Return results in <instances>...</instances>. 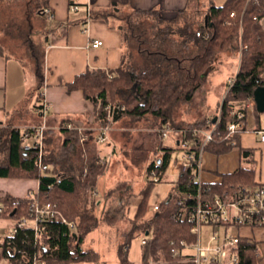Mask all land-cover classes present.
<instances>
[{
  "label": "trees",
  "instance_id": "obj_1",
  "mask_svg": "<svg viewBox=\"0 0 264 264\" xmlns=\"http://www.w3.org/2000/svg\"><path fill=\"white\" fill-rule=\"evenodd\" d=\"M107 12L109 17L118 21L122 20L118 18L119 15L126 11L112 7ZM129 13H133L135 22L126 23L127 30L119 25L124 35L125 48L128 47V54L124 53L123 65L114 75L103 70H88L75 77L68 85L69 90H80L84 98L93 103L98 110L96 118L99 122L106 123L109 117L110 122H116L124 115L144 117L151 114L160 120V128L168 124L172 131H180V134L187 138L195 136L190 139L187 149L178 144L176 146V149L191 152L195 157L198 155L203 132H209L216 124L211 135L212 140L206 144L204 152L216 155L229 152L232 146L225 138L227 126L236 122L239 114H243L245 121L246 104L253 99L254 91L258 87H264V29L260 25V19L264 17V0H226L220 6L210 7L202 23L184 13L177 14L169 21L162 19L157 10H133ZM231 13L234 15L231 16ZM146 21L152 23L150 29L155 33L153 45L156 50L149 48L152 43L143 47L144 42L136 40L134 50L137 60H134V64L129 55V39L132 41L137 36L139 24ZM136 25L139 27L135 28ZM197 31L207 33L208 37L204 39L202 36H196ZM227 50L235 52L238 71L231 85H226L216 112L201 120L186 122L185 126L174 127L170 121L173 107L177 103L193 99L217 54ZM128 59L131 67L124 70ZM33 60V73L38 90L44 82L43 53ZM115 100H121L123 105H112ZM106 106L108 110H104ZM257 113L259 114L258 111ZM1 132L4 134H0V179L36 180L38 188L34 193L37 201L40 204H55L66 220L73 222L76 228L71 231L58 220L44 221L39 243L35 247L31 230H21L10 238L4 236L0 243V260L9 258L11 264H18L19 261L30 264L32 255L40 253L49 264L96 263L98 255L85 251L81 246L85 236L96 224L95 218L92 215L90 217L84 202L81 201L84 193L82 187H85V184L76 182L73 176L59 169L57 160L52 156L44 159L48 169L41 171L36 163L35 151H25L22 148L21 132L18 128L3 127ZM67 136L70 137L69 134ZM232 136L238 138V134ZM71 141L70 138H64L63 147L66 148L67 143ZM170 153L171 148H162V156L147 167V174L155 169L161 178ZM240 156L245 162L252 161V151L249 149L241 148ZM99 175L95 174L93 182ZM58 179L60 182H57ZM175 182L183 183L171 188L170 195L172 192L186 189V181L183 179H176ZM257 184L261 183L255 182L254 169L241 165L233 173L223 175L218 183L204 182L203 186H210L213 191L219 192L236 186L252 187ZM147 190V195H144L135 213L136 220H143L142 239H146L145 243H141L140 264H149L158 258H161L164 264H179V257L171 256L170 242L178 244L179 241L185 240L191 243L194 237L189 232L188 224L171 219L175 208L174 197L168 202L160 203L159 211L151 214L147 203L150 185ZM16 200L20 203L14 210L13 202ZM0 208V219L14 220L28 215L27 199L25 200L24 196L0 192ZM124 237L117 253L120 264H129L125 248L129 236ZM232 249L237 254L238 264L258 263L255 255L256 243L252 240L237 236ZM17 251L26 252L21 254Z\"/></svg>",
  "mask_w": 264,
  "mask_h": 264
},
{
  "label": "crops",
  "instance_id": "obj_2",
  "mask_svg": "<svg viewBox=\"0 0 264 264\" xmlns=\"http://www.w3.org/2000/svg\"><path fill=\"white\" fill-rule=\"evenodd\" d=\"M225 1L77 0L80 8L76 11H71L70 4L72 0H44L43 4L40 7L38 4L37 8L40 12V17L44 15L43 17L49 21V25L44 24L41 30L36 29L34 31L32 29L31 31L28 18L26 19L28 29L24 33L26 36V41L24 40V42L30 44L28 50L34 51L33 42L36 41V45L43 53L44 82L37 90V82L33 73V59L31 67V65H26L22 59L7 55L0 49V125L10 119L11 123H14L15 128H18L22 133L26 127L42 124L46 127L44 140L46 136H58L57 139L59 141L61 139L64 141L63 136L70 133L68 125L78 129L81 127L90 129L93 128L92 126L98 127L96 122L97 110L93 103L85 99L80 90H69L68 85L74 81L76 76L88 70H103L114 75L123 65L125 53L124 35L119 28V24L108 15H105L108 9L117 7L119 10L126 12L157 10L164 16H170L171 18H175L179 13H184L202 23L210 7L220 6ZM260 25L264 29V17L260 19ZM94 40H100L102 45L92 48L91 43ZM235 62V58L234 60L230 58L222 64L230 65L227 72L229 76L226 79V83L217 84L216 86L212 85V87H216V96L214 98L210 97L214 105L206 102L205 98L207 99V97L204 95L207 90V86H205L206 75L214 68L212 67V70L210 69L203 77L202 85L193 97L194 101L199 97L200 102H202V118L211 116L216 112V108L224 96L226 85L233 81V77L238 71ZM218 66L221 67L218 64L215 67L219 68ZM222 77H225V75L223 74ZM39 94H42V100L49 104L45 114H41L37 110ZM35 96L37 97L36 100L34 99ZM252 101L253 99H251ZM249 116L253 117L254 122H248ZM120 119L113 123L119 122ZM244 126V131L238 134L237 146L232 147L229 152L221 155L211 152L202 153L200 177L203 182L218 183L223 175L236 171L242 165V162H245L240 156V149L243 148L252 151V163L245 162L249 165L242 166L252 167L254 169L255 182L264 184V142L260 140V132H264V115L259 116L254 101L253 105L247 107ZM63 130H67V132ZM171 132L173 133V138L179 134L172 130ZM80 149L81 147L75 150L68 163L63 165L68 167L69 172L76 171L75 166L79 165ZM112 151L110 146L105 145L101 148L99 155H108V158L110 155H114ZM99 182L101 181L97 178L98 187ZM37 188L38 182L36 180L0 179V192L14 196L22 197L28 192H35ZM170 191L171 189L168 193ZM158 193H160V197H163L153 207L163 201L166 202L169 196L168 193L167 196H165L164 192L158 191ZM96 195H98V192ZM141 198L142 195L131 197L129 200H117V204H120V201L124 203L122 213L123 220L127 221V225H129V220L133 219V216L135 217ZM98 204H100V201L96 200V205ZM93 210L95 212V207ZM130 210H133V216H129V219L127 215L130 214ZM117 213V216H119L118 211ZM150 213L154 214L155 211L150 209ZM124 225L120 223L119 227L122 228ZM205 229L207 231L212 228L207 226ZM235 229L236 231L231 234L248 238L256 243L255 255L258 258L257 264H264V226ZM90 248L89 246L87 249ZM91 250L97 254L92 248Z\"/></svg>",
  "mask_w": 264,
  "mask_h": 264
},
{
  "label": "rangeland",
  "instance_id": "obj_3",
  "mask_svg": "<svg viewBox=\"0 0 264 264\" xmlns=\"http://www.w3.org/2000/svg\"><path fill=\"white\" fill-rule=\"evenodd\" d=\"M43 1L44 0H0V49L7 55H13L22 59L28 66L31 65L32 59L42 55V51L39 50L36 41L33 42V47L35 46L34 51L28 50L30 44L24 42V40L26 41L24 29H28L26 19L29 18L30 20L31 31L32 29H34V31L36 29L41 30L44 24L49 25V21L43 17L44 15L40 17V12L37 8L38 4L39 7L43 4ZM109 12L106 11L105 14L109 15ZM133 16V13L123 12L118 17L122 20L115 21L126 29V23L133 24L135 22ZM161 18L165 21L173 19L163 14H161ZM139 25L140 28L136 32L137 36L133 39L131 38L132 41L129 39V55L131 56V60L133 58L134 64H136L135 61L137 60V54L134 50L136 47V40L144 42L143 47H148L147 43L149 45L152 43V46H149V48L151 50H156V46L153 45L155 40V38L153 39V34L155 33L150 29V26H152L151 21H146ZM139 25L134 27H139ZM125 51V53L128 54V47L125 48ZM230 58L232 60L236 58L233 50H227L225 53L217 54L212 65L214 69L212 70L211 67L212 71L206 75L205 86H207V90L204 95L207 97V99L205 98L206 102L210 103V105H214L210 97L214 98L216 96V87H212V85L216 86L217 84L226 83V79L229 76L227 72L229 71L230 65L222 64ZM217 64L221 65V67H215ZM130 67L129 60L124 70L130 69ZM223 74L225 77H222ZM216 79L217 81H215ZM115 101H113L112 105H123L121 100ZM104 110H108L107 106ZM202 113V102H200L199 97H197L195 101L192 99L189 102L177 103L173 107L170 121L174 124V127L185 126L187 124L186 122L201 120L203 117ZM262 115H264V112H259V116ZM109 118L105 121L106 123L97 120L98 127L95 128V126H92L94 129L87 127H81L79 129L74 127L69 128L70 137L66 134L63 138H70L72 141L71 143H67L66 148L63 147L62 139L60 141L57 139L58 136H46L44 140L45 146L43 147L44 159L46 160L48 157L52 156L57 160L59 169L61 168L66 174L73 176L76 182L85 184V187H82L84 193L82 194L81 201L84 202L90 217L93 216V218H95L96 224L85 236L81 246L85 251L93 252L91 250L92 248L97 252L96 255H98L99 259L97 260L98 263L96 262L95 264H120L117 250L120 245H122L125 238L124 236L126 235L129 236L127 246H125L127 249V260L129 264H140L142 256L141 240L144 237V234L141 232L143 220H136L133 216V210H130V214L127 215V218L130 219L129 216H133V219L129 220V225H127V221L123 220L122 213L124 203L120 201V204H117V200H129L131 197H139L141 195L142 200L144 195H147L148 185H150V192L147 196L149 209H153V205L162 199L163 196L160 197L158 191L161 193L164 192L166 194L165 196H167L168 191L171 189V184L177 177V171L175 169L177 165L184 161V153L176 149V140L178 141V139L184 135H181L179 131L176 132L179 133L177 134L178 136H175L176 139L173 138V133L169 125L166 124L160 128V120L151 114H147L144 117L124 115L117 123L110 122ZM250 121L254 122L251 116L248 117V122L250 123ZM9 126L15 128L14 123H11L10 119L0 125V134H4V132H1V128ZM101 129L107 130L106 140L103 143H97L96 138ZM159 129L161 130L159 131ZM162 130H167V135L165 137H162ZM105 145L112 148V153H114V155L112 154L107 158L108 155H103L105 154L103 151V156L99 155L101 148ZM79 147H81L79 150V155H81L80 162L78 163L79 165H77V167L75 166L76 171L69 172L68 167H64L63 165L68 163L70 157ZM162 148H171V153L165 171L162 172L161 182L154 185L150 182L151 178L147 174V167L154 160L162 156ZM242 165L249 164L242 162ZM97 173L100 174L97 177L98 180L100 179L101 181L99 182V187L96 183L97 178L93 182L95 174ZM94 192H98V195H94ZM168 194H170V192ZM96 200L100 201V204L96 205ZM94 207L95 212H93ZM115 210L119 212V216H117L118 213L117 211L115 213ZM120 223L125 225L121 228L119 227ZM9 225L8 220L0 219V243ZM205 230L204 226L203 231ZM235 231L236 229L234 227H219L220 236L225 232L231 234ZM210 232L211 230H207L206 233L203 232L202 245L208 242L211 236ZM147 237H149V235ZM89 246L91 248L87 249ZM160 261L162 262V259L158 258L156 261H151L149 264H162ZM0 264H9V262L2 259L0 260ZM85 264L93 263L85 262Z\"/></svg>",
  "mask_w": 264,
  "mask_h": 264
},
{
  "label": "built area",
  "instance_id": "obj_4",
  "mask_svg": "<svg viewBox=\"0 0 264 264\" xmlns=\"http://www.w3.org/2000/svg\"><path fill=\"white\" fill-rule=\"evenodd\" d=\"M79 8L77 0H72L70 10L76 11ZM230 15L232 16L234 13ZM196 36H202L206 39L208 34H202L200 31H197ZM101 45L102 42L100 40H94L91 43L92 48H97ZM42 96V94L38 95L39 105L37 110L41 114H45L49 108V104L42 100ZM249 105H253V101L246 104V107H249ZM215 126L216 124L209 132H203L204 136H202L196 157L191 152H183L184 161L177 165L176 171L177 179L186 181L184 182L186 189L172 192V195L169 194L166 199V202H168L174 197L175 208L171 213V219L175 222L188 224L189 232L194 237V241L191 243H187L185 240L179 241L178 244L170 242L171 256L173 258L179 257V264H238L237 254L232 249L237 236L228 232L220 236L218 227L253 228L264 226V185L257 184L252 187L236 186L219 192L213 191L210 186H203L204 182L200 177L201 155L204 152L206 144L212 140L213 136L211 135ZM71 127V125H68V129ZM244 129L243 114H239V119L227 126V136L225 138L232 147L237 145V139L232 135L240 134ZM45 131L46 127L41 124L26 127L21 133L22 148L25 151H35L37 155L36 163L41 171L48 169V165L44 162L43 153ZM106 132V129H101L96 138L97 143H103L106 140ZM260 134V140L264 142V132H260ZM166 135L167 130H162V137ZM191 138L181 136L177 141L178 145L187 149L190 146ZM148 175L151 178V183L154 185L161 182V178L155 169L150 170ZM57 182H60V179ZM181 183L177 182L178 185ZM177 184L176 182L172 183V188L177 186ZM96 194L97 192H94V195ZM24 197L25 200L27 199L28 215L8 220L10 225L5 230V237H13L21 230H31L33 232V244L35 247L39 243V238L43 231L42 223L48 220H58L68 226L71 231H75V224L67 221L55 204L50 202L40 204L34 192H28ZM19 203L20 201L18 200L13 202L14 210ZM153 211L155 213L159 211V204L153 207ZM204 226L205 228L210 226L212 229L208 242L202 245L203 232L206 233V231H203ZM145 242L146 239L141 240V243ZM18 252L24 254L26 251ZM4 260L11 264L9 258ZM161 263L164 264L163 262ZM18 264H25V261H19ZM30 264L49 263L41 257L40 253H34ZM68 264H83V262H71Z\"/></svg>",
  "mask_w": 264,
  "mask_h": 264
},
{
  "label": "water",
  "instance_id": "obj_5",
  "mask_svg": "<svg viewBox=\"0 0 264 264\" xmlns=\"http://www.w3.org/2000/svg\"><path fill=\"white\" fill-rule=\"evenodd\" d=\"M253 101L258 112H264V87H258L253 94ZM216 118L213 119L215 122ZM147 234V233H146Z\"/></svg>",
  "mask_w": 264,
  "mask_h": 264
}]
</instances>
